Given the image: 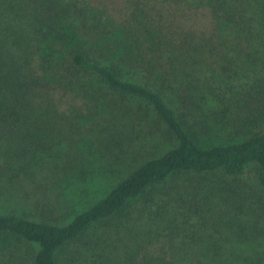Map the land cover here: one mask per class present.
<instances>
[{
  "label": "trees",
  "instance_id": "trees-1",
  "mask_svg": "<svg viewBox=\"0 0 264 264\" xmlns=\"http://www.w3.org/2000/svg\"><path fill=\"white\" fill-rule=\"evenodd\" d=\"M258 58L264 66V0H0V164L48 152L57 158L85 137L84 123L105 152L130 149L143 125L170 144L67 223L0 215V257L264 264V224L250 223L253 213L230 216L245 192L229 195L223 182L254 166L264 189V128L238 142L200 140L221 129V88L251 80ZM58 159L52 170L69 177L77 161L60 168ZM167 184L200 192L212 213L199 218L208 234L177 243L175 232L166 235L172 228L149 224V211H132L141 198L163 196L156 188ZM24 245L26 255L16 256Z\"/></svg>",
  "mask_w": 264,
  "mask_h": 264
},
{
  "label": "rangeland",
  "instance_id": "rangeland-1",
  "mask_svg": "<svg viewBox=\"0 0 264 264\" xmlns=\"http://www.w3.org/2000/svg\"><path fill=\"white\" fill-rule=\"evenodd\" d=\"M243 50V49H241ZM259 61L250 63L251 80L228 83L221 88L224 97L222 104L221 129L213 131L210 136H203L201 141L214 144L238 142L264 128V66ZM262 67V68H261ZM71 98V97H70ZM82 100H78L81 103ZM80 125L85 137L80 138L73 150L60 149L56 157L45 153L43 158L24 157L18 161L1 162L0 164V215L14 214L33 221H45L54 224L67 223L86 206L98 201L121 179L125 178L133 169L150 157L157 156L170 146L164 141L161 133L154 128L143 125L141 141L125 149L122 153L105 152L92 144L86 136V129L90 124ZM76 130V129H75ZM59 149V148H58ZM66 152L68 156L66 155ZM118 155V156H117ZM70 157L77 161L76 167L70 168L71 175L66 172L59 175L52 169L56 166V159L60 168L62 163L70 162ZM57 164V165H58ZM61 169L58 170L60 172ZM56 176L57 180H52ZM87 180L88 184L85 182ZM229 195L245 192L244 200L228 207L230 216L236 215V220L246 218L245 214L253 213L250 223L264 224V189L258 187L254 166H248L244 172L235 178H226ZM163 188V196L155 198H141L133 207L135 213L143 208L152 214L149 224L161 232L167 229L166 235L176 233V241L187 235L208 234L209 229L201 224V216L208 218V207L200 202V192H193L191 188L180 187L170 190L169 185ZM170 190V191H168ZM198 195V197H197ZM148 200V202H145ZM145 203V204H144ZM194 204V206H192ZM242 204V205H241ZM193 207V210L189 211ZM236 207V210L234 209ZM199 209L198 216L194 215ZM156 210V211H155ZM159 210V212H157ZM153 218V219H152ZM134 225V224H133ZM137 226V225H136ZM164 228V229H163ZM164 232V234H165ZM205 232V233H204ZM170 242L175 243L172 237ZM169 241V238H168ZM230 251L229 246L225 243ZM26 245L19 246L15 255L23 257L28 252ZM237 248L233 247L232 251ZM31 251V250H30ZM227 251V250H224ZM0 264H32L29 258L14 260L0 257Z\"/></svg>",
  "mask_w": 264,
  "mask_h": 264
}]
</instances>
